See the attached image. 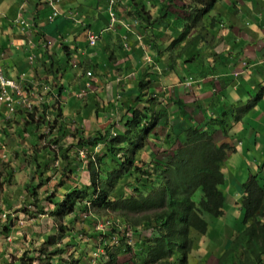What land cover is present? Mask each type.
Returning <instances> with one entry per match:
<instances>
[{"label":"trees","instance_id":"16d2710c","mask_svg":"<svg viewBox=\"0 0 264 264\" xmlns=\"http://www.w3.org/2000/svg\"><path fill=\"white\" fill-rule=\"evenodd\" d=\"M42 1L47 4V0ZM169 1H173L171 4L176 10L179 6L181 11L179 15L171 13L165 7L156 19H152L145 7L132 6L125 12L126 15H134V18L139 21V29L142 33L145 31L143 34L140 32L142 38L138 41L137 53H141L143 59L146 56L151 60L147 62L149 66H142L143 70L138 78H135L136 80H123L121 89L134 92L127 93L128 97L135 95L133 105L126 104L124 107L121 100L124 95L118 97V91L113 94L112 101H109L112 108L123 109L124 107V113L118 120L123 131L112 129L111 125L105 132L98 131L93 136H86L81 122L75 128L72 135L79 133L75 147L87 152L85 164L79 157L71 158L67 154L60 155L51 146L46 147L44 160H39L40 157L42 158L39 143L46 129H49L48 134H50L56 128L60 137L68 132L66 124L59 120L61 109L54 111L50 100L54 97L55 89L60 91L66 88L60 84L54 89L52 85L56 83L54 81L58 74L63 75L67 71L70 56L61 57L62 62L52 63L53 59L50 56L43 61V74L46 75L47 87L42 94H40V85L33 87L31 84H25L26 79L21 81L24 91L30 92L33 89L32 93L44 97L43 102L32 99L34 104L32 110L18 109L24 117L25 128H29L31 135L29 156L32 158L31 167L34 171L29 186L30 195L35 202L29 204H33L43 212L38 191L49 181L50 176L47 174L52 170H58L57 167L48 168L47 162L60 158V178L57 186L49 189L51 192L44 197L49 204H52L51 213L59 216L60 220L67 216L70 220H74L77 217L75 209L84 214H89L92 209L95 211L110 210L117 212L120 217L121 232L134 224L139 225L134 243H126L125 238L120 236L115 238L117 243H105V252L111 256L112 260L121 250L124 254L132 250L134 255L145 264H188V255L193 248L201 251L199 247L210 242L204 234L208 232L212 217L226 216L227 199L223 189L226 179L224 161L230 152L237 151L238 145L242 150L245 149V143L242 141V143L237 141L234 143L216 142V137L220 135L230 139V137L240 135L241 130L232 129L231 120L226 118L228 112L221 103L215 106L210 105L215 102L213 95L208 98L209 101L213 100L211 103L208 102V105L203 100L200 104L197 101L186 103L177 95L178 89L176 95L170 94L165 98L162 95L161 92L165 91L163 84H171V82H179L180 90L188 93L190 89L184 85L186 80L191 78L199 84V80L207 78L206 75L211 73L212 64L216 59L220 58L222 63L225 56H228L222 48H219L217 53H212L214 47L212 40L216 36V30L220 28V25L225 28L224 24L226 20H229L227 15L220 16V13L211 15L216 4L223 0ZM53 14L54 11L49 9V14L46 15L47 21L54 22L58 16L54 14L53 17ZM42 32L45 33V31ZM161 36H165L166 40L162 41ZM160 43L164 47H160ZM62 48L68 49V45L63 44ZM121 48H124L122 44ZM163 53L164 55L167 53L168 59L161 60ZM127 55V53L124 54V56ZM200 57H203L205 61L204 71L199 72L200 74L193 73L188 68L185 71V67L182 70L178 68L186 62L196 63V59ZM158 64H161L162 68L157 69ZM135 68L139 71L141 67L135 65ZM101 71L102 74L98 75L101 82L106 78L104 81L109 80L112 83L113 80L120 81L130 75V72H127L128 74L124 77V75H116L106 69H101ZM156 74L164 80L160 85L153 84ZM250 76L251 74L247 78L255 79L254 76L253 78ZM19 78L20 75L12 79L19 80ZM128 79L131 80V77ZM124 85L128 87L125 89ZM103 86L100 85L102 91ZM192 86L194 87L193 84ZM229 88L225 87L222 90V95L227 101L233 96L231 95L233 91H229ZM29 92L27 94L31 96ZM160 95L165 100L157 113L152 103L160 99L157 97ZM139 104H142L140 109ZM230 105L233 106V103ZM189 109L195 110V114H199L200 118L197 119V116ZM154 114L157 115V119H163L165 125H169V121L176 120L174 132L165 137L166 145L158 152H155L153 146L149 144V142L155 143V140H158V137L156 138L152 133L154 126L160 123L156 122ZM213 115L216 117H212ZM221 115L222 119L216 120L218 125L206 122L211 118L215 120ZM77 117L79 121L84 118L79 115ZM235 119L238 120V116ZM201 120L207 124L201 123ZM57 122H59L58 125ZM54 143L60 144L58 140ZM255 145L260 147L256 142ZM97 146H103V149L92 155V149ZM170 146L173 147L174 152L168 154ZM248 148L250 147L246 146L247 152H251ZM61 149L62 144L58 151ZM143 150L148 153V159L138 156V153ZM256 166L257 172L250 173L242 184L244 195L239 202L242 224L231 236L223 254L216 257L217 259L214 258V264H264V164L259 163ZM82 172L89 174L87 183L80 182ZM64 179L78 181V184L68 185ZM9 180L5 181L9 182ZM58 186L63 191H60ZM67 226L66 223L60 222L58 230L61 233L67 232ZM111 231L107 232L109 236L113 234V227ZM57 243H59V237L55 233L46 235V239H43V244L46 246H54ZM43 247H39L38 251L46 254L48 264L53 262L57 264L60 256L65 252V245H60L50 251ZM111 248L115 251H111ZM207 259L205 264H208ZM25 260V255H21L20 264H25Z\"/></svg>","mask_w":264,"mask_h":264},{"label":"rangeland","instance_id":"374dc122","mask_svg":"<svg viewBox=\"0 0 264 264\" xmlns=\"http://www.w3.org/2000/svg\"><path fill=\"white\" fill-rule=\"evenodd\" d=\"M152 3L155 4L156 9H161L164 7V3L161 1H153ZM99 10L100 11L98 13L101 15V17H104L106 12L105 8L100 7ZM219 10L222 13L225 12L224 7H220ZM98 13L94 16H97ZM158 15V12L154 10L151 17L152 19H156ZM225 15H227V9ZM100 22L102 21L100 20ZM100 28L101 26L99 25V22L95 20L92 23V29L100 34ZM135 28L137 29V33H142L141 29H139V25L135 26ZM28 29L29 27L24 29L23 33L27 32ZM65 32L66 40L73 38L72 34H70V36L68 35L69 32L66 29ZM222 32H224L222 27L218 28L215 32L216 36L212 40V45H214L212 49L213 54L217 53L220 47L224 49L225 43L218 42V37ZM107 33L108 32L103 31V34L101 35L102 38L107 39L109 36ZM143 33H145V31ZM118 34L119 33H113L111 37H118ZM31 37H34L33 33L31 34ZM160 38L162 41L166 40L165 36H161ZM240 39L241 37L238 36L237 39H234V43L236 44L234 46H226L224 50L230 51L234 48L240 50V46L236 47ZM52 40L54 39H49L50 42H52ZM32 42L33 41H29L27 43L31 44ZM83 42L84 41L82 40L81 43L84 46ZM132 42H134V39L128 40L129 45ZM159 46L164 47V45L161 43ZM12 49L15 50V45H13ZM126 53L129 55L130 61L133 60L132 62L141 67L139 71L135 68V66L131 67L130 71L129 69H126L125 72H123L122 69H113L112 72L116 75H124L125 77V75L128 74L127 72H130V75L129 77H125L120 81L114 80V82L111 83L109 80L104 81L106 78H104V80L101 82V79L98 77V75L102 74V71L97 69L95 71L93 68V73H95L93 78L94 87L90 90H86L81 96H75L71 93V91L73 92L74 90L73 87L70 86L73 84H78L76 80L79 76H74L75 79L72 78V75H75L76 72L71 73L70 70H68L65 71L63 75L58 74L55 77L56 81L54 82L56 83L52 85V87L55 85V87H57L58 85L63 84L66 87L65 93L60 95L57 89V94H54L53 99L50 101L53 103L52 105L54 106V111L61 109L62 112L59 120H62V123L66 124V130L68 132L65 136L60 137V133H57L56 128L50 134H48L49 129H46V132L44 131L45 134L42 136L39 143V146L41 147L40 151L42 152V158L40 157L39 160H44L43 155L47 151L46 147L51 146V148L56 150V152H58L60 155L67 154L71 158L79 157L82 159V163L85 164L87 161V152L81 148H78L77 146L75 147L78 141L79 133L72 135V133L75 131V128L80 125V122L83 127L84 135L86 136H93L98 131L105 132L111 125L112 129L115 128L117 130L123 131V128L119 125L118 120H120L122 113H124L125 105H133L135 101L134 99L136 98L135 95H130L131 93H134L132 90L129 91L126 89V87H128L125 86L127 83L124 85L126 90L121 89L123 80L132 81V79L138 78V75L143 70V58L141 53H137V50H135L134 47L131 49L130 53L128 51ZM229 55L230 56L224 58V65L219 64L218 62L216 63L215 61L211 73L206 75L207 78L199 80V84L193 79L186 80L191 82L189 86V84H187L185 81V86L190 89L188 93H186L184 90H180V84H178V82H171V84H163L165 91L163 90L164 93L161 92L162 95L164 98L170 94L176 95L178 89L177 95L183 98L186 103L197 101L198 104H200L202 99H204V103L208 105V102L211 103L213 100L207 101L206 99L209 98V96H212L213 89L215 92L217 89L222 91L226 87V84L230 82L229 74L233 72L234 68V63L230 62V59L234 58V56L232 54ZM203 57L196 59V63H192L194 61H191V63L186 62L183 65H180L178 68L182 70V68L185 67V71L188 68L189 70H192L193 73L197 72L200 74L199 72L204 71L203 67L205 61L203 60ZM165 59H168V56L165 57L163 53L161 60ZM219 60L220 58L218 61ZM146 65L149 66L148 63ZM150 67H152V65ZM156 67L157 69H160V67L162 68V65L158 64ZM254 69L258 75L263 76L264 67ZM50 75L53 77L52 74ZM248 75H250V73L247 70V72L244 74L245 80L247 79ZM130 77L131 80L128 79ZM40 78L42 80L41 83L34 80L35 83L31 85L33 87L40 85V94H42L44 92L43 88L47 87L46 75L42 74ZM154 78L153 84L160 85L164 82V80L161 79L158 74H156ZM50 80L52 81V79ZM245 80L242 81L243 83L239 82L237 84L234 92H242V90L246 89L248 85L249 87L250 85L256 86V83H258L253 78L250 83L246 85ZM25 84L28 83L26 82ZM192 84L195 88L192 86ZM100 85H104L103 91L100 89ZM115 87L118 90H115ZM248 90H250L251 95L254 96L258 89L251 88ZM117 91L118 97L124 95V98L121 99L124 105L123 109L116 107L112 108L109 103V101H112L111 99L113 94L117 93ZM128 92L130 93L129 97L127 96ZM89 94H91L90 97ZM157 97L160 99L153 102L152 104L154 105V110L158 113V109H160V107L163 105L165 99L161 95ZM30 98H33V96H30ZM215 105H218L216 100L212 106ZM138 107L140 109L142 104H139ZM260 108L262 112L253 113L251 111L247 112L245 110V106H243L241 120L237 121L234 119L231 121L233 123L232 129H240L242 134L235 135V137H230V139L219 137L220 142H233V140L235 141L237 138H239L241 141L246 140L245 143L251 145L249 148L251 149V152H247L246 146L245 149L242 150L241 146L238 145L237 151L230 152L224 161L226 179L223 189L225 190V195L228 193L233 197V200L227 201L226 203L225 217H212L208 232L204 234L205 238H209L210 242H206L205 245L200 246L199 248L201 251L197 248H193V250L188 255V264H205L206 258H208V264H214V258L223 254L225 249L228 247L231 236L236 233L242 224L241 216L239 215L240 210L235 203H239L243 198L244 192L242 184L247 180L249 174L253 171V166L261 163L264 158V108ZM18 109L12 113H10L6 108H2V112L0 111V264H20L21 255H25V264H48V261L45 258L46 254L44 252L42 253L38 251V248L44 246L47 251H50L60 245H65V252L60 256V261H58L57 264H145L141 262V260H139L136 255H134L132 250L131 252L125 254L121 250L118 252V255L115 256L114 260H112L111 256L106 254V242L111 244L117 243L115 238L120 236L125 238L126 243L128 242L132 244L135 241L136 232L139 230V225L134 224L130 228L126 226L127 229L121 232L122 222L120 217L117 215V212L110 210L95 211L92 209L89 214H84L78 209H75L77 212V217L74 218V220H70L69 216L63 220H60L59 216H56L50 212L52 209V204H49L44 199V197L46 194L51 192L49 189L57 186V181L60 178V158H54L50 161L48 160L49 162H47L48 168L51 169L57 167L58 170H52V172L47 174L50 176L49 181L46 182V184H44L38 191L39 197L41 199L40 204L44 209L43 212L38 210V208L33 204H29L30 202H35V200L30 195L31 188L29 186V182L34 171L33 167H31L32 158L29 156V143L31 135L29 128H25L26 125L24 117L22 116V113H19ZM86 111L87 114L85 115ZM189 111L192 114H195V110L189 109ZM77 115L81 117L84 116V118L79 121V119H77ZM154 115L156 122H160L159 125L154 126L152 130V133L155 134L156 138L158 137V140H155V143L149 142V144L153 146L155 152H158L161 151V148L165 147L166 145L164 142L165 137L168 136L169 133L174 132V122L176 120L169 121V125H165L163 119H157V115ZM198 115L199 114H195L197 119L200 118ZM227 117L230 119L232 115ZM221 119L222 115L215 120L211 119L210 121L206 122L218 125L216 120ZM201 123H204L205 125L207 124L203 120H201ZM58 124L59 122H57V125ZM248 135H251V142L247 139L249 138ZM255 137L257 142L260 141L263 143L259 148L256 147L254 143H252L254 142ZM57 140L60 143L59 145L54 143V141ZM61 144L62 149L58 151V148ZM172 146L168 147V154L174 152L172 150ZM100 149L102 150L103 146H97L95 149H92V155L98 153ZM76 151L78 155L76 154ZM138 156L142 159H148V153H146L144 150L140 151ZM88 178L89 174L87 172H82L80 174V182L87 183ZM6 179H10L9 182H6ZM64 181L66 184L72 186L78 184V181L75 182V180L71 181L64 179ZM3 182H6V184H3ZM57 188L60 191H63V189L59 186ZM3 200L5 201L3 202ZM2 204L6 206H3ZM3 214H6V216H3ZM8 216L9 219H7ZM131 216L137 217L135 214H131ZM60 222L66 223L68 225L67 232L65 231L64 233H61V231L58 230V225ZM112 227L114 228V231L113 234L110 235L112 238H110L107 232H112ZM53 233L59 237V243L54 246H46L43 244V239H46V235H52ZM103 240L104 242H102ZM111 251H115V249L111 248ZM113 261L116 262L113 263ZM50 264L55 263L53 262Z\"/></svg>","mask_w":264,"mask_h":264},{"label":"crops","instance_id":"0c3cea01","mask_svg":"<svg viewBox=\"0 0 264 264\" xmlns=\"http://www.w3.org/2000/svg\"><path fill=\"white\" fill-rule=\"evenodd\" d=\"M152 1L158 2V0ZM58 3L61 13L57 15L58 17L52 23L47 21L46 18L50 7L42 0H0V61L8 77L17 78L18 75L24 74L28 84H34V80L38 81L39 79L38 82H42L40 76L44 70L43 61L50 56L53 59L52 63L56 61L62 62L61 57L69 55L70 60L66 69L67 71L70 70L71 73L76 72L75 75H72V78L75 79L74 76H79L76 80L78 84L70 86L73 87L74 91H71V93L74 94L87 81L88 78L85 75V70L90 67L94 68L95 71L96 69H106L111 72L113 69L121 68L125 72L126 69L130 71V68L136 65L132 62L133 60L130 61L129 55L124 56V54L127 51L130 53L133 47L135 50L137 49V29H126L124 26H118L115 29L109 30L107 28V11L104 17H101L98 13L100 7L106 9V0H59ZM145 3H147L146 0ZM226 5L227 17L229 19L226 21L229 23V26L231 24L234 26L233 30H229L226 39L232 41L231 39L235 35L237 37L240 36L241 39L236 47L243 46L242 51L236 49L234 50L235 52L231 53L234 56V58H231V61L234 63L233 67H239L242 61H246L250 62L252 67L256 65L258 66L257 68H261L260 66H264V0H241L240 2L234 0L233 7L228 6V4ZM156 11L159 13L160 9H156ZM170 12L173 13L172 8ZM97 13L98 15L94 16ZM18 17H21V19L26 20L30 24L27 32L23 33V30L27 29L24 28L25 25L13 22ZM95 20L101 26L100 34L92 29V23ZM65 29L69 32V36L70 34L73 35L72 39L66 40ZM88 30L93 31L99 36L94 45L87 43ZM42 31H45V33ZM103 31L108 32L109 36L107 39L102 38ZM32 33L34 35L33 38L31 37ZM113 33H119L118 37H111ZM124 36H126L127 43L128 40L134 39V42L130 45L128 44L127 48H121ZM50 38L54 40L50 42ZM82 40L84 41V46L81 43ZM29 41L33 42L29 44L27 43ZM63 44L68 45V49L62 48ZM13 45H15V50L12 49ZM226 46L228 47V45ZM226 46H224V49ZM230 51L225 52L228 53ZM236 52H239L241 55L238 56ZM31 56H33V59H30ZM253 76L259 78V75H256L254 72H252L250 78H253ZM260 77L264 79V76ZM53 88L55 89V86ZM54 91V94H57V90L55 89ZM58 93L60 95L64 94L65 88L63 90L60 89ZM231 95L239 101L247 97L244 89L242 92L233 91ZM0 111L2 112V107ZM247 139L250 142L252 140L250 136ZM245 146L251 147L248 143H245ZM262 162L264 163V158ZM226 199L227 201H232L233 197L226 193ZM235 204L240 210L239 215L242 216L240 206L238 203Z\"/></svg>","mask_w":264,"mask_h":264},{"label":"clouds","instance_id":"9594fccd","mask_svg":"<svg viewBox=\"0 0 264 264\" xmlns=\"http://www.w3.org/2000/svg\"><path fill=\"white\" fill-rule=\"evenodd\" d=\"M151 1L152 0H146V2L147 3H145V0H106V11H107V15H108V25H107V28L109 29V30H112V29H115V28H117L118 26H124L126 29H131V28H135V26H137L138 25V19H136V18H134L135 16L134 15H126V11L127 10H129L130 9V7H132V6H138V8H140V7H145V9L147 10V11H149L150 12V14L152 15V12L154 11V10H156V8H155V4H153V3H151ZM162 2V3H164V7L165 8H168L169 10H171V8L173 9V13H178V15L181 13V11H180V8H179V6H178V10H176L173 6H172V4H171V2H173V1H169V0H158V2ZM241 0H238V2H240ZM59 0H47V4L49 5V7H50V9L51 10H53L54 12H55V10L57 11V15H59L60 13H61V11H60V5H59ZM153 2V1H152ZM148 4V5H147ZM226 4H228V6H231V7H233L234 6V1L233 0H223V2H218L217 4H216V6L214 7V9L212 10V12H214V13H220L222 16L223 15H225L226 14V9H227V5ZM220 7H224L225 8V12L224 13H222L220 10H219V8ZM162 9L163 8H161L160 9V11H159V15H160V13H161V11H162ZM211 12V15H214V13H212ZM158 15V16H159ZM220 15V16H221ZM53 17H54V14H53ZM51 20H52V16H50L49 17ZM209 20H210V18H209ZM14 23H16V24H20V25H25V27L24 28H28L30 25H29V23L26 21V20H24V19H21V17L19 18H17L16 20H14L13 21ZM218 24H221V23H218ZM223 24V23H222ZM131 25H133V26H131ZM226 27L225 28H223L221 25H220V27H222L223 29H224V32H222V33H220V35H219V37H218V42L219 43H225V46L226 45H228V46H234L236 43H234V39H237V36L235 35L231 40L232 41H230V39H226V37H227V35L229 34V30H233V28H234V26H232L233 24H231L230 26H229V23H227V21H226V23L224 24ZM241 31V30H240ZM88 32H90L89 30H88ZM88 32H87V34H88ZM91 32H93V31H91ZM231 32H233V31H231ZM94 33V32H93ZM94 34H96V33H94ZM97 35V34H96ZM98 38H99V36L97 35V40H98ZM140 38H142V36L140 35V33H136V40H137V42L139 41V39ZM223 38V39H222ZM220 39H222L221 41H220ZM88 40V39H87ZM96 40V41H97ZM88 43H89V41H88ZM96 43V42H95ZM94 43V44H95ZM94 44H90L89 43V45H94ZM138 44H139V42H138ZM141 44V43H140ZM123 46L125 47V48H127V46H128V43L126 42V36H124V39H123ZM220 48H222V47H220ZM240 48H243V46H240ZM234 50H236L235 48L233 49V51H230V52H228L227 54H228V56H229V54H231V53H233V52H235ZM238 50V49H237ZM224 51H226V50H224ZM241 51H242V49H241ZM226 53V52H225ZM236 53H238V56H240L241 54L239 53V52H236ZM167 55V54H166ZM166 55H165V57H166ZM227 56V57H228ZM226 57V56H225ZM32 59H33V57H32ZM149 60H151L150 58H146V56H145V58L143 59V65H146L147 64V62L149 61ZM219 63V64H222V65H224V61H222V63L220 62V60L218 61V60H216V63ZM230 62H232L231 61V59H230ZM214 63L215 62H213V64H212V68H213V65H214ZM264 64V63H263ZM252 64H250V62H246V61H242V64L241 65H239V67H235V68H233V72L232 73H230L229 74V76H230V82L229 83H227L226 84V87L228 88V87H230L228 90L229 91H235V89H236V86H237V84L239 83V82H241V83H243L242 81L243 80H245V77H244V74L247 72V70L249 71V73L250 74H252V72H254L256 75H258L257 73H256V71H254L255 69L254 68H257L258 66H251ZM234 66V65H233ZM260 67H264V66H260ZM93 68H89V69H86L85 70V75H86V77L88 78L87 79V81H85L84 83H83V86L80 88V90L79 91H76L75 93H74V95L76 96V95H78L79 93H80V91L81 90H84V91H86V90H90V89H92L93 87H94V83L92 82V79L94 78V75H93V78L91 79L90 77L92 76V74H94L93 73V70H92ZM121 69V68H120ZM83 71H84V69H83ZM87 72H90V75H87ZM24 75V74H23ZM263 76H264V74H263ZM255 77V80L258 82V83H256V86H253V85H250V87H249V85H248V83H250V79H246L245 81H246V85H248L247 86V88L246 89H244L245 90V92H246V94H247V97L245 98V99H241L240 101L239 100H236L235 98H231V99H228V101H227V99L226 98H224V96L222 95V91H220V89H217V91L215 92V90L213 89V91H212V95H213V97H214V101L216 100L217 101V104H219V103H221L222 104V106L224 107V109L228 112V116L229 115H232V117H230V120L232 121V120H234L237 116H238V120L237 121H240L241 120V118H242V116H241V112H242V107L243 106H245V110L247 111V112H249V111H251V112H253V113H259V112H262V110H261V108L260 107H264V79H262L261 77H260V75H259V78H257L256 76H254ZM11 78V77H10ZM240 78V79H239ZM261 78V79H260ZM24 79H26L25 78V75H24V77H23V80ZM116 79V78H115ZM191 79V78H190ZM22 80V81H23ZM86 82H90V87L88 88L87 86H86ZM187 82V84H191V82L190 81H186ZM186 82H185V84H186ZM179 83V82H178ZM30 84V83H29ZM184 84V85H185ZM232 85V86H229V85ZM251 88H253V89H258L257 90V92H256V94L253 96V95H251V93H250V90H248V89H251ZM43 90H45V88H43ZM26 92V91H25ZM33 92V89L29 92V93H32ZM83 95V94H82ZM79 96V95H78ZM81 96V95H80ZM91 96V94H89V97ZM209 97H212V96H209ZM218 97V98H217ZM203 101H204V99H202ZM207 101H208V98L206 99ZM205 102V101H204ZM229 102H231V103H233V106H231L230 105V103ZM213 104V103H212ZM212 104H210V105H212ZM226 107L228 108V109H226ZM4 108V107H3ZM212 117H216L215 115H213ZM226 118L228 119V117L226 116ZM212 119V118H211ZM236 120V119H235ZM233 124V123H232ZM234 129V128H233ZM220 138H223L222 137V135H220L219 136ZM219 137H217V139H215L216 140V142L217 143H220V141H219ZM250 137H251V135H250ZM235 141H237V142H239V143H242V142H244V141H242L241 142V140H239V138H237V140H235ZM234 140H233V142L232 141H230L229 143H234L235 142ZM255 142L256 143H258L259 145H262L263 143L262 142H257V140H256V137H255V139H254V142H252V143H254L255 144ZM264 145V144H263ZM263 162H261V164H262ZM264 164V163H263ZM224 166V165H223ZM257 166L255 165V166H253V171L251 172V173H256L257 172ZM263 176H264V174H263ZM264 179V178H263ZM238 205H239V203H238ZM240 206V205H239ZM241 218H242V216H241ZM242 220V219H241Z\"/></svg>","mask_w":264,"mask_h":264},{"label":"built area","instance_id":"2783aa9c","mask_svg":"<svg viewBox=\"0 0 264 264\" xmlns=\"http://www.w3.org/2000/svg\"><path fill=\"white\" fill-rule=\"evenodd\" d=\"M56 13L57 11L55 10L54 14ZM87 39L90 44H94L97 40V35L90 31L87 34ZM32 57L33 56H31L30 59H32ZM5 72V68L0 61V108H6L10 113L14 112L18 108L32 110L34 108L32 99L37 100L38 102L44 101V97L40 94L37 95L36 93H31L33 98H30L27 94L28 92L23 90L21 85V81L24 77L23 74L20 75L19 80H14L8 77ZM87 75H90V72H87ZM86 86L89 88L90 82H86ZM84 93L85 91L81 90L78 95L80 96Z\"/></svg>","mask_w":264,"mask_h":264}]
</instances>
